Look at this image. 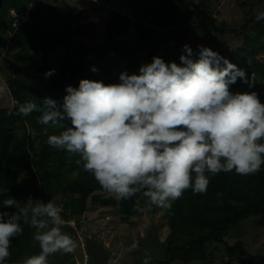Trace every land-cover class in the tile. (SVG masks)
<instances>
[{
	"label": "trees",
	"instance_id": "trees-1",
	"mask_svg": "<svg viewBox=\"0 0 264 264\" xmlns=\"http://www.w3.org/2000/svg\"><path fill=\"white\" fill-rule=\"evenodd\" d=\"M30 2L34 0L10 7L24 9ZM129 7L130 15L109 10L104 40L93 46L72 42L73 32L80 35L83 28L92 30L96 25L79 23L68 8L48 5L43 10L34 3L29 11L31 21L14 31L10 20L3 14L6 30L12 31L9 48L15 51L12 61L5 63L10 68L6 84L12 107L0 105V188L8 189L0 194V207L2 200L9 197L17 201L32 197L47 202L60 195L64 210L61 215L67 220L72 214H82L88 199L104 204L116 201L111 193L107 198L95 193L107 191L84 170L83 161L76 162L78 155L52 149L47 143L38 148L36 142L45 136L43 129L46 127L37 122L40 113L15 115V102L36 100L39 103L49 97L59 105L66 94V85L77 87L81 78L100 80L105 84L118 83L121 71L138 73V67L151 62L154 55L166 63L180 64L179 55L184 45L181 38L189 29L187 25L181 27V22H195V27L204 33L209 48L213 46L212 33L223 31L213 30L210 26L212 13L208 0H199L194 9L188 4L181 8L176 0H129ZM132 19L138 47L121 39L128 33ZM165 33L169 34L167 40L173 41L170 46L162 44L161 35ZM236 34L243 36L244 45L233 51L229 58L215 45L213 50L244 69L246 75L255 74V79L264 82V59L260 57L264 51V20L255 22L252 16ZM196 51L197 47L193 49L194 58ZM93 66L96 71L91 70ZM49 69L54 70L53 74L45 75ZM244 86L248 84L238 78L229 88L233 91ZM65 123L70 126L69 121ZM59 131L48 128V133ZM141 206L147 210L158 209L149 205L142 193L126 200L119 199V211L127 216L137 214ZM7 211L11 213L15 209L8 208ZM163 212L167 216L169 235L165 239L164 259L158 264H212L208 247L219 243L225 246V264H233L235 260L241 264H264V257L248 254L241 241L233 244L224 241L229 230L240 221L253 216L264 223V165L252 175L232 171L212 176L206 192L193 194L189 188ZM21 226L23 232L12 238L11 254L6 264H20L25 257L40 250L33 239L35 230L24 221Z\"/></svg>",
	"mask_w": 264,
	"mask_h": 264
},
{
	"label": "clouds",
	"instance_id": "clouds-1",
	"mask_svg": "<svg viewBox=\"0 0 264 264\" xmlns=\"http://www.w3.org/2000/svg\"><path fill=\"white\" fill-rule=\"evenodd\" d=\"M261 20L264 9H257L254 21ZM182 47L180 64L154 55L138 73L121 71L118 83L81 78L77 87L66 85L59 105L49 97L17 101L13 114L40 113L46 143L78 155L76 162L83 161L84 170L117 199L142 193L149 205L168 209L189 188L206 192L211 177L221 172H259L264 103L254 91L229 88L238 78L252 87L255 74L246 75L207 46L197 45L195 58L188 44ZM48 128L60 131L49 134ZM6 191L0 188V194ZM0 209V264L10 257L12 238L23 232L21 221L35 230L40 250L20 264H49L51 255L75 250L76 241L62 231L63 207L53 199L28 197L21 205L9 197ZM138 247L134 240L129 251ZM142 264H151V257L146 254Z\"/></svg>",
	"mask_w": 264,
	"mask_h": 264
},
{
	"label": "rangeland",
	"instance_id": "rangeland-1",
	"mask_svg": "<svg viewBox=\"0 0 264 264\" xmlns=\"http://www.w3.org/2000/svg\"><path fill=\"white\" fill-rule=\"evenodd\" d=\"M176 1L181 8L188 4L191 9H194L199 0ZM33 3L43 10L48 5L59 9L68 8L79 23H94L95 29L86 31L83 28L82 34L77 35L75 32L72 34V42L85 46H93L104 40L103 32L110 9L127 15L131 13L129 0H34ZM263 6L264 0H208V8L212 13L210 26L213 30H223L222 33L215 31L212 33L210 39L211 42L213 41V46L211 49H214L215 45L225 57L229 58L233 51L244 45L243 36L236 33L242 31L244 22L254 16L255 10L263 9ZM186 22H181V27L189 26L181 41L192 49L197 45L209 47L204 33L195 27V22L192 20ZM247 32L251 31L247 30ZM11 35L12 33L6 31L0 42V105L3 107H12V98L6 84L10 68L5 66V63L12 61L15 51L9 48ZM161 37L163 46L173 44V41L167 40L168 33L162 34ZM121 39L132 47H138L133 19L128 33ZM260 57L264 59V51ZM252 86L255 88L244 86L233 90V92L254 91L260 101L264 103V82L256 78ZM49 134L54 133L50 132ZM46 138V135L40 137L36 146L40 148L46 143ZM52 149L56 148L52 147ZM95 193L101 195L102 198L111 195L108 192L96 191ZM112 196L114 195L112 194ZM61 198L58 195L52 199L63 207ZM18 201L23 203L25 199L19 198ZM69 227L72 229L70 230ZM62 231L71 235L77 246L71 253L58 252L51 255L49 264H142L146 254L151 257V264H158L160 260L164 259L165 239L169 235L167 216L164 215L162 208L153 211L141 206L137 214L127 216L119 211V199L117 198L110 204L93 203L88 199L86 210L82 214H72L65 220ZM134 240L139 242V247L129 251V246ZM224 241L227 244L241 241L248 254L264 257V223L260 218L253 216L240 221L229 230ZM224 247L223 243L211 244L208 247L209 259L212 264L226 263L227 255ZM192 264L203 263L193 262ZM233 264L241 263L235 260Z\"/></svg>",
	"mask_w": 264,
	"mask_h": 264
},
{
	"label": "built area",
	"instance_id": "built-area-1",
	"mask_svg": "<svg viewBox=\"0 0 264 264\" xmlns=\"http://www.w3.org/2000/svg\"><path fill=\"white\" fill-rule=\"evenodd\" d=\"M33 4V2L27 3L24 9H18L14 7L8 8V10L5 12V15L10 20L12 31L31 21L29 11ZM12 31L8 30L9 33H12Z\"/></svg>",
	"mask_w": 264,
	"mask_h": 264
},
{
	"label": "water",
	"instance_id": "water-1",
	"mask_svg": "<svg viewBox=\"0 0 264 264\" xmlns=\"http://www.w3.org/2000/svg\"><path fill=\"white\" fill-rule=\"evenodd\" d=\"M25 0H0V42L3 35L6 33V24L3 21V14L8 10L9 3L16 4L18 2H24Z\"/></svg>",
	"mask_w": 264,
	"mask_h": 264
},
{
	"label": "flooded vegetation",
	"instance_id": "flooded-vegetation-1",
	"mask_svg": "<svg viewBox=\"0 0 264 264\" xmlns=\"http://www.w3.org/2000/svg\"><path fill=\"white\" fill-rule=\"evenodd\" d=\"M12 4H13V3H9V7H10ZM9 7H8V8H9Z\"/></svg>",
	"mask_w": 264,
	"mask_h": 264
}]
</instances>
